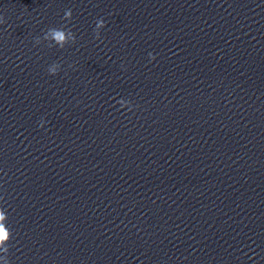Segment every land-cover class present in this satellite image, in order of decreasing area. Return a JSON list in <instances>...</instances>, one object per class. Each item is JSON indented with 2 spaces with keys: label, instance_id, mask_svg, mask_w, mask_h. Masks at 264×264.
<instances>
[{
  "label": "clouds",
  "instance_id": "1",
  "mask_svg": "<svg viewBox=\"0 0 264 264\" xmlns=\"http://www.w3.org/2000/svg\"><path fill=\"white\" fill-rule=\"evenodd\" d=\"M72 18V11L71 9L67 10L64 15L65 20H71ZM4 18L0 16V23H4ZM48 31L52 32L55 39L58 42H62L65 40V34L72 35L71 29H68L66 27L64 28H50ZM38 43V40H37ZM63 46L61 45V48ZM49 71V70H48ZM50 73V71H49ZM8 220V216L6 215V212L3 208H0V261L3 262V264H9V261L7 259V255L9 253V247L8 243L12 237V233L8 227H6V221Z\"/></svg>",
  "mask_w": 264,
  "mask_h": 264
}]
</instances>
